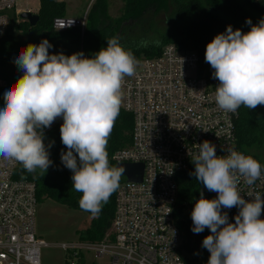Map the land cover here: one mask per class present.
Masks as SVG:
<instances>
[{
    "label": "clouds",
    "instance_id": "1",
    "mask_svg": "<svg viewBox=\"0 0 264 264\" xmlns=\"http://www.w3.org/2000/svg\"><path fill=\"white\" fill-rule=\"evenodd\" d=\"M245 22L251 25L248 31L228 25L205 46L204 59L219 81L215 101L225 113L235 114L242 105L249 110L264 105V19ZM147 44L141 41V46ZM51 47L46 39L29 43L15 57L22 74L4 91L0 103V158L44 175L52 164V145H45L43 130L62 118L60 138L66 151L60 154L61 162L72 172L79 207L98 217L125 171L110 166L107 144L119 116L122 83L135 74L138 61L117 37L109 38L94 57L83 52L53 54ZM196 146L192 175L217 193L213 199L201 194L191 211V230H210L202 240L209 252L207 264H264V196L257 193L246 200L238 190L241 180L251 186L261 179V164L235 149L217 155L207 140ZM234 207L239 211L230 222L222 208Z\"/></svg>",
    "mask_w": 264,
    "mask_h": 264
},
{
    "label": "built area",
    "instance_id": "2",
    "mask_svg": "<svg viewBox=\"0 0 264 264\" xmlns=\"http://www.w3.org/2000/svg\"><path fill=\"white\" fill-rule=\"evenodd\" d=\"M30 5V0H0V39L12 17L18 21L22 12H33ZM85 24V14L52 20L55 30L80 27L83 31ZM198 61L195 50L166 44L158 56L139 60L135 74L124 78L121 108L132 115V141L112 159L115 164L142 163V178L131 181L122 175L112 224L102 240L60 244L68 252V264H77L88 254L104 264H185L175 218L177 177L193 164L196 144L207 140L221 156L228 149L251 156L238 145L239 109L233 114L218 108L219 81L201 75ZM19 164L0 158V264H41V248L48 243L36 234V184L17 176ZM238 190L246 200L257 193L264 196V170L251 186L241 180ZM206 195L213 199L217 193L207 190ZM222 211L234 222L239 209Z\"/></svg>",
    "mask_w": 264,
    "mask_h": 264
},
{
    "label": "trees",
    "instance_id": "3",
    "mask_svg": "<svg viewBox=\"0 0 264 264\" xmlns=\"http://www.w3.org/2000/svg\"><path fill=\"white\" fill-rule=\"evenodd\" d=\"M123 6L120 15L110 18L108 14V0H95L87 14L86 24L81 30L80 27L67 28L65 30H55L52 27V20L55 16H63L65 4L56 0H39L40 6L37 11L39 19L34 26H30L27 20L17 21L12 17L11 23L0 39V67L7 64L11 44L5 42L4 38L10 31V27L30 28L37 31L40 39L58 37L67 38L73 46H79L81 40L87 41L91 36L101 33L106 29L105 36L109 39L116 35L134 31L131 23L137 25L149 10L158 13L171 7L170 26L163 32H157L156 38L149 41L147 46L124 47L123 42H119L126 50H130L136 59L158 56L162 47L166 44H174L179 50H195L198 53V71L201 75L213 79V69L205 61L204 53L206 44L217 33H223L226 26L233 29H240L242 32L249 30L251 25L246 19H250L252 24H257L264 19V0H122ZM107 21L109 26H103ZM131 22V23H129ZM136 23V24H135ZM138 26V25H137ZM142 26V25H141ZM140 27V26H139ZM105 40V39H104ZM159 40V44L154 43ZM107 43V41L105 40ZM99 50L84 48V56L94 57ZM141 60V59H140ZM138 61V60H137ZM17 78H7L0 84V103L3 102L4 91L14 83ZM57 118L50 128H45L44 143L49 148V158L51 166L43 175L37 169L35 173L27 172L22 164H19L17 176L33 179L36 184V196L38 203L50 198L54 201L67 205L70 208L82 210L78 200L80 193L72 187V172L61 162L60 154L66 151L60 138V125L62 118L58 122ZM132 115L120 107L114 128L110 134L107 144V152L110 166H115L112 159L113 154L123 148L128 147L132 141ZM236 135L238 145L248 152L260 164L264 170V164L258 159L253 148L264 145V105L257 106L254 110H249L245 106L239 108L236 119ZM194 164L177 177L178 198L175 206V218L181 230L182 241L180 251L183 254L185 264H207L209 252L202 246L203 238L210 234V230L205 228L203 232L196 234L192 229L191 211L193 203L201 194L207 198L206 191L202 184L192 175ZM122 180V177L120 181ZM115 209V192L109 201L102 206L98 217H93L91 226L79 234L81 239L90 241L102 240L110 230ZM89 213V212H88Z\"/></svg>",
    "mask_w": 264,
    "mask_h": 264
},
{
    "label": "rangeland",
    "instance_id": "4",
    "mask_svg": "<svg viewBox=\"0 0 264 264\" xmlns=\"http://www.w3.org/2000/svg\"><path fill=\"white\" fill-rule=\"evenodd\" d=\"M94 1L65 0L63 1L65 4L64 14L77 18H81L85 14L87 19L88 11ZM30 4L33 13H37L36 10L39 7V0H30ZM122 6V0H108V14L110 18L120 15ZM170 18L171 7L158 13L151 9L144 14L143 18L137 24L138 26H133L129 22L131 23V28H134V31L125 33V35H116L115 37L118 38L119 42H123V46L126 48L136 45L139 46L141 45V41H152L156 38L157 32L167 30L170 26ZM21 21L24 20L20 18ZM109 24L105 21L103 26L106 27L105 25L109 26ZM10 28L4 40L5 42H10L11 50L7 64L4 67H0V84L4 82V79L18 78L22 74V71L14 63L19 50L29 43L39 44L44 40L39 38L37 31L34 29L16 28L15 25ZM103 30L104 32L101 30L100 34L91 36L84 43L81 40L77 47L71 45L67 38H45L52 45L48 51L53 54L63 53L64 55H70L75 52H83L84 54L85 47L86 49L100 50L102 47H106L105 40H108L105 36L106 29ZM140 59L137 60L139 61ZM60 121L61 119L59 118L58 122ZM252 151L257 154L258 159L264 164V145L255 147ZM92 218L93 216L84 210L70 208L50 198L39 202L35 214L36 234L48 243L47 246L41 248V264H68V252L64 251L60 247V244L77 243L80 240H85L81 239L79 234L91 226ZM104 262L103 259H97L88 254L85 258L79 260L77 264H104Z\"/></svg>",
    "mask_w": 264,
    "mask_h": 264
},
{
    "label": "water",
    "instance_id": "5",
    "mask_svg": "<svg viewBox=\"0 0 264 264\" xmlns=\"http://www.w3.org/2000/svg\"><path fill=\"white\" fill-rule=\"evenodd\" d=\"M20 18L23 20H27L30 26H34L39 19V15L37 13L25 11L20 14ZM115 166L124 167L125 171L123 176H125L128 180L141 181L142 172H143L142 163L118 162L115 164Z\"/></svg>",
    "mask_w": 264,
    "mask_h": 264
},
{
    "label": "crops",
    "instance_id": "6",
    "mask_svg": "<svg viewBox=\"0 0 264 264\" xmlns=\"http://www.w3.org/2000/svg\"><path fill=\"white\" fill-rule=\"evenodd\" d=\"M65 1V0H64ZM39 6H40V2H39ZM38 9H39V7H38ZM38 9L36 10V11H38Z\"/></svg>",
    "mask_w": 264,
    "mask_h": 264
}]
</instances>
